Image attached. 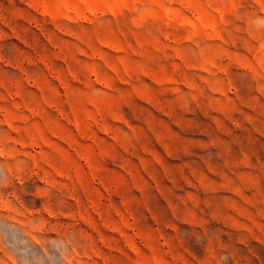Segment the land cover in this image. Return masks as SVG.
I'll list each match as a JSON object with an SVG mask.
<instances>
[{
	"label": "rangeland",
	"instance_id": "374dc122",
	"mask_svg": "<svg viewBox=\"0 0 264 264\" xmlns=\"http://www.w3.org/2000/svg\"><path fill=\"white\" fill-rule=\"evenodd\" d=\"M0 264H264V0H0Z\"/></svg>",
	"mask_w": 264,
	"mask_h": 264
}]
</instances>
